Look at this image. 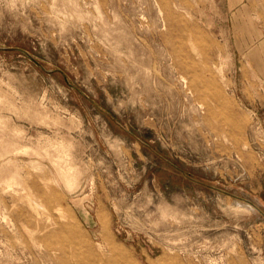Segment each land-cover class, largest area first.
Listing matches in <instances>:
<instances>
[{
	"label": "rangeland",
	"instance_id": "374dc122",
	"mask_svg": "<svg viewBox=\"0 0 264 264\" xmlns=\"http://www.w3.org/2000/svg\"><path fill=\"white\" fill-rule=\"evenodd\" d=\"M29 199L91 264H264V0H0V264Z\"/></svg>",
	"mask_w": 264,
	"mask_h": 264
},
{
	"label": "bare ground",
	"instance_id": "6f19581e",
	"mask_svg": "<svg viewBox=\"0 0 264 264\" xmlns=\"http://www.w3.org/2000/svg\"><path fill=\"white\" fill-rule=\"evenodd\" d=\"M2 221L13 229L10 236L18 235L22 239L21 248L23 249L20 253L30 257L35 263H38L41 258L46 260V264H91L99 257L91 260L96 254L90 253L83 258L81 253L87 248L83 250L78 247V239H82L80 233L76 229H69L68 225L53 213L41 210L33 199L28 200L27 207L7 206ZM61 231L65 233L61 235ZM10 246L13 251L21 249L13 240H10ZM35 248L41 249V253L38 254ZM117 260H112V264L114 262L122 264L121 259H119L121 262Z\"/></svg>",
	"mask_w": 264,
	"mask_h": 264
}]
</instances>
